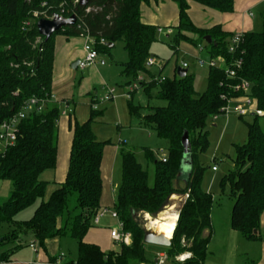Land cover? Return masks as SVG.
I'll use <instances>...</instances> for the list:
<instances>
[{
  "label": "trees",
  "instance_id": "trees-1",
  "mask_svg": "<svg viewBox=\"0 0 264 264\" xmlns=\"http://www.w3.org/2000/svg\"><path fill=\"white\" fill-rule=\"evenodd\" d=\"M112 1L91 0L83 7L77 0H0V125L23 111L29 99L45 102L42 112L26 113L15 144L0 154V180L13 184L10 197L0 205V247L7 242H18L7 251L0 250V264L11 261L13 254L24 245L22 237L28 235L33 237L38 250L45 249L47 242L55 238L75 240L77 260L70 264L153 263L154 259L147 253V231L140 215L148 214L157 219L170 205L173 195H188V198L180 209L171 245L165 247L168 261L189 253L191 257L183 264H205L210 236L204 234L211 228L213 196L202 186L205 169L199 164L198 153L208 147L209 121L214 116H224L228 98L244 96L235 90L238 84L249 83L251 97L264 111V30L243 33L241 46L236 54H231L229 47L234 34L224 32L221 26L198 28L190 19L189 9L191 2H195L219 13H231L234 0H173L179 8V25L169 34L174 38L175 44L171 45L174 50L180 42L203 45L209 60L222 57L230 64L239 59L243 66L236 79L227 78L222 67H210L207 88L203 92L196 91L193 74L164 78L162 83L152 77L148 83H141L149 99L165 101L166 106L135 104L133 94L136 92L132 94L131 115L141 128L168 141V157L166 162L157 160L152 150H145L155 168L151 186L149 172L137 160L135 152L121 148L122 181L113 210L123 222L124 231L131 235V243L122 244L118 253H105L98 245L84 242L101 210L102 163L105 149L111 144L100 141L94 131V124L102 116V111L95 108L97 99H93L86 122L69 118L73 139L68 173L47 201L44 199L48 185L41 176L55 169L58 163V122L62 111L53 101L57 36L105 38L107 46L96 45L100 54L108 53L109 45L115 47L117 42H122L129 55L128 61L122 64V75L129 79L127 85L150 71L147 62L153 57L151 49L158 41V28L144 24L141 13V7L150 0ZM35 13L39 14L38 20L76 15L77 23L45 41L38 32ZM32 19L33 25L24 31L26 22ZM186 32L197 35L198 39L194 41L184 34ZM207 36L211 37V44L205 41ZM153 89H157L155 94ZM252 118L247 123L248 142L236 146L234 170L225 181L230 183L235 198L232 228L249 240H264L259 234L264 213V116ZM185 132L189 134L192 147V167L186 175V187L182 189L177 187V182L183 174ZM35 205L38 206L30 219L16 220L21 212Z\"/></svg>",
  "mask_w": 264,
  "mask_h": 264
},
{
  "label": "crops",
  "instance_id": "crops-1",
  "mask_svg": "<svg viewBox=\"0 0 264 264\" xmlns=\"http://www.w3.org/2000/svg\"><path fill=\"white\" fill-rule=\"evenodd\" d=\"M234 11L231 13H219L217 11L207 9L200 4L191 2L189 9V16L191 21L198 27L202 29H211L214 26H221L224 32L229 34L235 33H248V32H261L264 30V0H234ZM142 21L146 25L155 26L164 29V31L172 30L179 25V8L173 0H150L149 3L144 4L141 7ZM194 41L198 39V36L190 32L184 33ZM169 39L172 37L166 32H158V37ZM56 54L54 62V81H53V101L59 106L62 103L69 102L70 104V114L69 116H62L58 122L59 131V143H58V163L57 167L53 170H48L44 172L41 176V180L47 183V190L45 194V201H47L51 195L60 187V185L65 181L70 160L71 145L73 139V133L69 129V118L77 120L80 123L86 121L87 116H84L78 120L76 115L79 110V101L84 104L83 107L89 108V118L92 111L93 101L96 100V96H92V92H95L98 86L104 85L106 78L108 76L107 64L101 66L99 64L89 67L86 70L79 69L82 74L81 78L74 73L72 66L77 60H82L85 56L84 46L86 44V39L84 37H70L59 35L56 37ZM199 43V42H197ZM203 45L197 46L189 42H180L177 47V51L180 49L187 53L188 56L194 58H202L209 60L206 55L205 50H200ZM170 48L171 45H170ZM152 52V49H151ZM153 55V54H152ZM156 57V56H153ZM156 59V58H155ZM164 69V68H163ZM161 69V72L162 70ZM123 70V67H122ZM151 75V72L146 73ZM188 74H192L188 70ZM178 76L176 72L174 77ZM152 77H156L151 75ZM179 77V76H178ZM144 79L147 80L145 77ZM79 80L77 98L79 99L73 110L72 103L75 101L76 94L74 90L76 89L77 81ZM147 96L145 88H140ZM138 94V93H137ZM133 94V97L137 95ZM94 99V100H93ZM134 99V98H133ZM96 106V105H95ZM128 108L130 117L137 121V126L141 128L139 122L136 118L131 115V110ZM99 111L104 110L98 108ZM64 111V110H63ZM223 116L219 117L222 118ZM88 118V119H89ZM244 119L245 117H240ZM218 119V120H219ZM63 120V121H62ZM217 120V121H218ZM99 121V120H98ZM98 121L96 123H98ZM144 129V128H141ZM226 129V126H225ZM97 138L102 141L101 134L98 130H95ZM118 146H109L105 149V155L102 163V175H103V196L101 201V210L109 209L113 210L118 188L122 181V172L118 170L119 162V152L123 148L124 143L127 145L126 141L119 140ZM122 165V164H121ZM220 169L216 172L212 170L213 174H218ZM189 170L183 169V174L179 182H177L178 188L186 187V175ZM182 183V184H181ZM209 193H213V187L207 186L205 189ZM176 198H179L181 202L186 199L185 195H174L172 198L171 206L177 207ZM216 200V194H214ZM230 204L227 205V210L220 211L216 213L215 210H211V228L205 232V236H210V240L207 246L208 257L205 264H264V240L256 239L249 240L240 232L234 230L231 226V215ZM168 206L169 208L171 206ZM38 205H36L35 209ZM229 208V209H228ZM174 209V211H175ZM35 211V210H34ZM227 211V212H226ZM179 214V210L175 211ZM109 216V215H107ZM107 216L103 217L100 224L92 228L86 235L84 242L88 244L98 245L101 250L105 253L109 252H120L114 245L115 242L111 238V230L114 228H106L102 226V220ZM112 218V217H111ZM114 219V218H112ZM116 220V219H114ZM118 221L116 220V223ZM217 227V228H216ZM259 234L264 236V213L261 217ZM28 241L18 249L11 257L10 262H5L1 264H55L59 259L61 254H65V258L62 260V264H70L77 260V243L73 242L69 237L55 238L50 240L46 244L45 249H39L35 252L30 244L33 242L32 236H26ZM23 241V239H22ZM68 249V253L65 249ZM76 252V256H72V253ZM153 255L154 261L158 254L163 253L162 251H150ZM189 254V253H188ZM189 258L191 254H189ZM188 258V259H189ZM166 264H176L168 261Z\"/></svg>",
  "mask_w": 264,
  "mask_h": 264
},
{
  "label": "rangeland",
  "instance_id": "rangeland-1",
  "mask_svg": "<svg viewBox=\"0 0 264 264\" xmlns=\"http://www.w3.org/2000/svg\"><path fill=\"white\" fill-rule=\"evenodd\" d=\"M38 22V20H37ZM175 44L174 38L162 37L152 46V54L156 56V65L153 67H149L151 75L156 76V78H174V74L178 72V69H187L195 76V88L197 92H203L207 88V80L209 75L210 65L205 61V63L201 64L198 58L190 57L184 51L180 49L177 51L173 48H170V45ZM101 59H103L107 64L108 76L106 78V82L104 85L98 86L95 92H92V96H96L95 99L98 100V104L96 107L104 110L103 115L100 117L98 123L94 124V129L98 130L101 134V139L103 142H111V146H118L119 140L126 141L127 145L124 144V148H128L135 152L137 160L142 164V166L148 170L149 172V182L152 186L154 184V175L155 168L153 161L149 160L145 155V150L150 149L155 153V157L157 160H162L163 158L168 157V147L169 143L167 140H162L158 138L155 132L149 129H141L137 126V121L130 117L128 101H129V79L122 75V64L127 62L129 59V55L124 48V44L122 42H117L115 47L110 48L108 53L101 54ZM187 64L188 67L184 68L183 65ZM164 68V69H163ZM161 69L162 72H161ZM74 73L78 75V78H81L82 72L77 69L74 70ZM144 76L147 80H151V75L142 73L140 74ZM79 80L76 84V89L74 90L76 94V98L72 103L73 110L75 108L76 102L79 100L77 98ZM110 90L115 91V98L113 100L101 101V98L106 97L109 94ZM157 89H153L152 93H156ZM138 93V94H137ZM137 95L133 97V101L135 104H141L143 106H166V102L158 99H149L148 96L139 89L136 92ZM84 103L79 101V110L77 112V119L80 120L83 116H87L88 120L89 116V108L81 106ZM66 107V103H62L59 108L63 111ZM147 110H144L146 113ZM252 116H247L244 119H241L237 114L231 113L227 117L223 116L218 121L211 120L208 124V140L209 144L207 149L204 152L198 153V161L201 167L205 169L202 179V186L204 189L207 186L213 187V209L216 213L220 211H225V207L227 210V205L230 204V213H232L235 198L232 195V189L230 183L226 180V176L230 173V171L234 170V162L237 157L236 146L244 145L248 142V126L247 123L252 121ZM83 120V119H81ZM63 121V120H62ZM85 121V122H86ZM263 129H264V119L262 120ZM226 126V129H225ZM217 166L220 169L218 174L212 173V168ZM118 173L122 172L121 159L119 158L118 162ZM120 174V173H119ZM182 184V183H181ZM180 185L177 183V186ZM184 189V188H182ZM13 191V184L11 181H2L0 180V205L6 201ZM214 194H216V200L214 198ZM174 196V195H173ZM170 202H172V198ZM180 196V195H177ZM187 199V198H186ZM184 200V202L186 201ZM177 207L175 211L180 212L182 205L184 202H181L179 198H176ZM172 204V203H170ZM171 206V205H170ZM35 207H31L23 212H21L16 220L24 221L30 219L33 214ZM169 207H166V210ZM229 209V208H228ZM165 210V211H166ZM227 212V211H226ZM163 214V213H162ZM148 215V214H146ZM141 222L143 223L146 229H151L152 232H155L154 229L149 227V221L147 220L145 215H140ZM150 216V215H149ZM160 216V215H159ZM151 217V216H150ZM152 218V217H151ZM159 218V217H158ZM102 226L106 228H116L118 226V222L112 219L111 216H107L102 220ZM217 228V227H216ZM5 231L2 230V232ZM23 243L25 244L28 241V238L22 237ZM70 239V238H69ZM75 243L76 241L72 239ZM18 242H7L5 245L0 247L1 251H7L9 248L15 246ZM117 249L121 248V244H114ZM67 253L68 249L65 247ZM164 251V254H167L164 247L159 246H147V253L149 258H153L152 252L150 251ZM161 253V252H160ZM188 254V253H185ZM183 255V254H182ZM72 256H76V252L72 253ZM181 256V255H179ZM178 256V257H179ZM157 257V256H156ZM177 257V258H178ZM208 257V253H207ZM206 257V259H207ZM175 258V261L170 260L176 264H183L179 262ZM154 259V258H153Z\"/></svg>",
  "mask_w": 264,
  "mask_h": 264
},
{
  "label": "built area",
  "instance_id": "built-area-1",
  "mask_svg": "<svg viewBox=\"0 0 264 264\" xmlns=\"http://www.w3.org/2000/svg\"><path fill=\"white\" fill-rule=\"evenodd\" d=\"M79 2V0H77ZM45 6V4L43 5ZM43 16L46 17L44 14ZM34 17L36 18V22L39 19V14L35 13ZM34 18V19H35ZM52 18H48V20H52ZM34 21L28 20L25 24L24 31H26L28 28H30L33 25ZM158 32L163 33L166 32L168 34H172V30H167L164 31V29L160 28ZM81 37H84L86 39V44L84 46V52L85 56L81 60L78 68L81 70H86L91 66L94 65H101L105 66L106 62L101 59V54L100 52L96 49V45L100 46H107L108 42L105 38H100L96 39L93 38L89 35H82ZM244 39V34L243 33H235L234 36L231 39L230 47H229V52L231 54H236L239 47L241 46L242 42ZM200 50H203V47H200ZM201 64L209 63L210 67H222L225 71L226 77L229 79H236L238 77V72L242 69L243 62L242 60L235 59L233 60L230 64L227 63L226 59L220 57L217 59L213 60H205L202 58L198 59ZM157 63L155 57H151L148 59L147 65L148 67H153ZM184 68H187L188 65L184 64ZM164 81V78H156V82L162 83ZM149 81H146L144 79V76L139 75L137 81L129 85V94L128 97L132 96L133 93L137 92L141 88V83H148ZM236 91L242 92L243 97L241 98H231L227 99L228 104L227 106L223 109L224 111V116H228L231 113L237 114L239 117H247V116H254L257 115L259 117L264 116V111L260 110L257 105L256 101L254 100L253 97L250 95V85L247 81H243L242 83L238 84L235 87ZM115 91L110 90L109 94L106 95V97L101 98V101H108V100H113L115 98ZM226 99V97H224ZM45 107V102L43 100H40L38 98H31L29 99L24 106V110L21 111L20 113L14 115L13 117L9 118L8 120L4 121L0 125V154L6 149L10 148L13 146L17 140V135H18V129L21 121L25 119L26 113L29 111H34V112H42V110ZM96 108V106H95ZM71 110H70V104L69 102H66V107L64 111H62V116H69ZM219 116H214L213 120H218ZM163 161L166 162V158H163ZM212 170L216 172L218 170V167L215 165ZM186 198H188V195H186ZM110 215L112 218L116 219L118 221V226L114 229L111 230V238L115 243L119 244H125V245H130L131 243V235L127 232L124 231V225L123 222L120 220L117 212L115 210H109V209H103L100 210L99 214L94 218L93 224L94 226H98L100 224V221L103 217ZM179 217V214H178ZM30 247L37 252L38 251V245L34 242L30 244ZM189 254H183L177 258L179 262L184 263L188 258ZM65 254H61L59 256V259L56 261L55 264H62V260L65 258ZM168 255L164 253H160L157 255V258L155 262L153 263H147V262H141L138 264H166L168 262Z\"/></svg>",
  "mask_w": 264,
  "mask_h": 264
},
{
  "label": "water",
  "instance_id": "water-1",
  "mask_svg": "<svg viewBox=\"0 0 264 264\" xmlns=\"http://www.w3.org/2000/svg\"><path fill=\"white\" fill-rule=\"evenodd\" d=\"M91 0H79V4L83 7H86L89 5ZM113 2L112 0H110ZM77 23V17L76 15H73L69 18H65L61 15H55L52 20L48 19H40L38 20L36 26L38 29L39 34L45 38V41H48L53 35L60 32L64 28L72 27ZM205 41L208 44L212 43V39L210 36L205 37ZM114 45H109V48H113ZM81 60H77L72 68L77 69ZM178 76L180 78H184L188 75L187 69H178ZM182 146L184 148V154H183V161H182V169L191 170L192 167V161H191V153H192V147L189 140V134L188 132H185L183 138H182ZM146 228V227H145ZM147 234L145 238V242L148 245L152 246H159V247H169L171 245V240L167 239L166 237L157 234L156 231L152 232L151 229H146Z\"/></svg>",
  "mask_w": 264,
  "mask_h": 264
},
{
  "label": "bare ground",
  "instance_id": "bare-ground-1",
  "mask_svg": "<svg viewBox=\"0 0 264 264\" xmlns=\"http://www.w3.org/2000/svg\"><path fill=\"white\" fill-rule=\"evenodd\" d=\"M174 209L175 206L172 205L157 219H153L149 215H145L147 220L150 222L149 227L154 229L157 234H160L169 240L173 238L177 221L179 219L178 213H176Z\"/></svg>",
  "mask_w": 264,
  "mask_h": 264
}]
</instances>
